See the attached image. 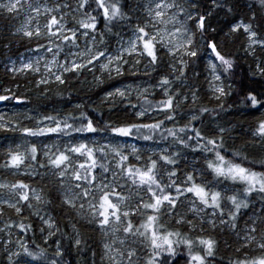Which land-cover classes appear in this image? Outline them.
Returning <instances> with one entry per match:
<instances>
[{
  "label": "snow or ice",
  "instance_id": "obj_1",
  "mask_svg": "<svg viewBox=\"0 0 264 264\" xmlns=\"http://www.w3.org/2000/svg\"><path fill=\"white\" fill-rule=\"evenodd\" d=\"M21 3L22 0H16L15 10H19ZM100 3L103 4V0ZM28 7L29 12L37 14L42 10L45 17L43 30L37 22L34 31L30 27L22 31L23 37L35 40V47L27 49L33 52L34 58L22 57L18 51H12L14 45L7 37L0 43V60L3 61L0 63L3 69L0 77L7 78H0V102H4L8 109H0V160H3L0 164V236L6 241V244H0V248L4 249L9 264H31L23 257L32 255L25 241L31 242L35 236L33 216L46 225V228L39 229L41 232L53 230L48 231L44 239L57 255H70L68 250H61L57 222L47 213L40 215L50 203L48 198L52 190H46L49 184L55 186L61 206L80 210L78 215L83 223L72 225L77 237L73 244L78 251L83 248L84 257H73L72 264H76L78 258L85 259L86 264H97V259L101 264H208L204 255L193 252L194 240L188 230L190 226L204 231L205 221L213 228L217 221L223 225L226 249L238 246L236 259L229 260L228 264H264V255H249L255 250L264 252V172L230 161L220 151L225 145V137H231L232 129L216 124L202 131V121L196 120L190 130L182 127L181 135H178L175 128L166 127L167 123L175 120L176 107V96L167 87L162 96L156 94L158 99L155 104L144 99L139 105L131 103L127 91L131 85L116 87L106 92L105 99L110 105L107 111L97 116L92 112L79 111L83 107L80 104L74 109L33 108L28 95L21 92V83L17 79L20 75L32 76L29 82L46 92L53 85H67L68 76L82 70H97L93 67L95 65L106 73H120V62L125 54L131 56L135 52L156 62L159 58L157 39L162 43L167 40L173 55L182 52V56L196 58L199 52L192 50L191 39L182 46L172 41L171 36L180 34V26L186 22L200 29L208 27L204 0H147L146 4H138L137 7L143 9L148 18L159 21L164 27L157 36L137 24L129 47L114 56L95 47L96 36H92L83 54L77 56L72 52L81 34L72 27L76 21L65 18L66 10L71 9L70 4L62 0H49V3L42 0L40 4H33L30 0ZM124 8L127 9L128 5L125 4ZM102 12L105 18L114 21L123 18L121 7L116 4L111 11L102 7ZM27 21L30 26L35 18L29 16ZM169 24L174 29L171 33L167 27ZM77 27L87 37L89 32L95 33L99 25L95 20L88 23L82 19ZM229 29L246 36L248 48L253 50V54L256 51L264 53V32L253 30L250 21L233 19L229 22ZM108 30L111 31L110 28ZM19 32L18 29L9 35ZM204 47L225 66V70L232 67V60L221 52L216 38L205 42ZM65 48L76 58L69 61ZM13 56L16 58L12 59ZM257 59L260 62L252 65L256 69L253 74L258 73L264 78V56ZM124 63L126 65L127 61ZM179 64L181 72L187 70L188 65L183 59L179 60ZM210 67L215 70L216 65L213 63ZM212 79L221 80V76L213 75ZM159 83L166 86L169 78L162 76ZM260 83L248 81L247 101L254 110L253 115L264 110V85L259 92L252 88ZM211 87L218 94L217 98L226 95L222 83ZM133 90L138 97L147 94V89ZM118 98L121 102L128 98L129 103L118 110ZM183 99L191 102L196 97L193 95L190 100L185 95ZM261 114L264 115V112ZM101 124L106 125L103 131L107 135L100 134L102 129L98 125ZM165 133L178 145H184L186 139L190 140L197 155L200 154L197 149L212 152L214 160H208L207 168L216 178L226 181L224 190L210 187L204 178L197 180L194 174L187 175L182 181L170 179L168 183L173 187L166 188L155 172L158 166L176 165L173 154L161 149L159 153L150 155L149 152H154L152 145L138 146L134 142L138 139L152 141L158 136L163 139ZM249 136L254 139H248ZM238 138L244 141L245 146L253 144L254 149L264 151L262 144L254 143V140L264 142V119H258L254 129H241ZM109 174L113 182L118 176L128 177L132 187L124 192L119 186L105 183ZM167 175L174 178L179 173L169 170ZM9 177L13 179L9 180ZM227 181L232 183L227 184ZM241 187L242 191L239 190ZM141 191L144 195L140 194ZM96 192L100 193L98 197L94 195ZM188 197L194 198L187 201L190 215L180 212L181 202ZM257 199L261 201L259 211L251 207ZM85 202L88 203V212L84 211ZM166 218L183 226V230L170 227L165 222ZM30 229L33 230L31 235ZM14 231L15 240L12 239ZM82 231L87 233V238L81 235ZM97 234L100 240H97ZM195 243L209 257L215 256L218 250L217 241L211 237L197 236ZM253 244L255 250L252 249ZM13 246L22 249L14 253V256L20 257L19 260L8 256ZM178 248L181 249L179 254ZM220 259L223 261L224 257Z\"/></svg>",
  "mask_w": 264,
  "mask_h": 264
},
{
  "label": "clouds",
  "instance_id": "obj_2",
  "mask_svg": "<svg viewBox=\"0 0 264 264\" xmlns=\"http://www.w3.org/2000/svg\"><path fill=\"white\" fill-rule=\"evenodd\" d=\"M15 2L16 0H0V43L7 37L14 45L12 51H18L22 57H33V52L27 49L35 47V40L29 41L23 37L22 31L29 27L34 31L37 22L43 30L45 17L42 10L39 14L29 12L28 5L30 0H22L18 11L14 8ZM41 2L42 0H31L33 4H40ZM62 2L71 5V9L66 10L65 18L69 20L74 19L76 23L72 27L81 34L78 42L72 47V52H75L77 56L84 53V48L90 43L92 36H96V48L107 52L109 56H114L116 53L129 47V40L135 32L137 24L148 29L150 34H156L157 36H159L161 29L164 27L159 21L148 18L144 10L137 7L138 4H146L147 0H103V4L100 3V0H62ZM43 3H49V0H43ZM204 3L207 5L208 27L200 29L198 26L192 27L186 22L185 25H178L180 26V34L171 36L172 41L182 46L186 44L188 39H191L192 50H198L199 52V56L196 58L182 56V52H177L173 55L168 41L165 40L162 43L157 39L159 58L156 62H153L147 56L135 52L131 56L125 54L123 60L120 62L122 69L120 73L116 71L106 73L103 69L99 68V65H95L93 67L97 70H82L74 76H68L69 82L67 85H53L46 92L29 82L33 79L32 76L25 77L24 75H20L17 79L21 83V92L28 95L30 106L33 108L74 109L75 105L80 104L83 107L79 111L92 112L94 115L99 116V113L107 111L110 105V102L105 99L106 92L116 87L127 88L128 85H131L132 87L127 88V91L131 98V103L137 105L144 99L152 100L155 104L158 99L156 94L160 93L162 96L165 87H167L176 96V107L175 120L167 123L166 127L175 128L177 134L181 135L180 129L182 127L190 130L196 120H200L202 121L200 125L202 131H206V127L208 126L215 127L216 124L226 129H232L231 137H225V145L220 151L230 161L241 163L250 169L264 172V151L254 149L253 144L245 146L244 141L238 138L241 129L245 131L254 129L257 120L264 119V115L261 114L264 110L255 112V115H253L254 110L247 101L248 81L255 80L261 82L258 85L252 86L253 90L258 92L261 85H264V78H261L258 73L254 75L253 73L256 72V69L252 67V65L260 62L257 57L264 56V53L256 51L253 54V50L248 48L246 36L243 33L231 32L229 29V22L239 18L245 22L250 21L253 30L264 32V0H204ZM81 4L84 7H78ZM114 4L119 5L123 13V18L115 21L111 18H105L102 12V7H108L111 11ZM125 4L128 5L127 9L124 8ZM216 5L222 6L216 7ZM9 9H13V11L10 12ZM204 10L202 9V11ZM29 16L35 18V22L30 26L27 21ZM253 16L255 17L254 19L252 18ZM82 19L88 23L95 20L99 25L96 32H89L88 36L85 37L83 30L77 27V24ZM105 25H107V28ZM257 25H260V27L258 28ZM167 27L170 33L174 31L171 24ZM109 28L111 31L108 30ZM18 29L20 30L18 34L9 35L10 32H17ZM100 33H104V35L101 36ZM211 38L218 40L221 52L232 60V67L230 69L225 70V66L215 60L213 55L205 49V42ZM64 53L69 61L76 58L69 53L67 48L64 49ZM15 58V56L12 57V59ZM180 59H183L188 65L187 70L184 72L180 70ZM106 60L107 57H105ZM105 61H101V63ZM124 61H127L126 65ZM0 63H3V61L0 60ZM213 63L216 65L215 70L210 67ZM213 75H220L221 80L214 81L212 79ZM162 76L169 78L168 85L163 86L159 83ZM221 83L225 87L226 95L217 98L218 94L211 85L215 84L219 86ZM133 89H147V94L138 97L136 91ZM185 95H188L190 100L194 95L196 99L186 102L183 99ZM127 103H129L128 98H125L122 102L118 98V110L119 107H123ZM79 111H77V115ZM98 126L102 129L100 134L107 135L103 131L106 125L101 124ZM248 139L254 138L249 136ZM134 142L138 146L152 145L154 152H149L150 155L159 153L161 149L173 154L176 165L158 166L155 172L157 178L166 188L173 187V185L168 183V180L176 179L177 181H182L189 174H194L197 180L204 178L212 188L223 191L226 187V181L216 178L211 170L207 168V162L209 159L214 160V154L207 150L197 149L200 152L197 155L193 151L194 145L190 140L186 139L184 145H178L165 133L163 139L158 136L152 141L138 139ZM254 143L264 146V142L259 140H254ZM0 164H3V160H0ZM169 170L177 171L179 175L174 178L168 177ZM8 179L12 180L13 177H9ZM105 183L119 186L124 192L132 187L128 183V177L126 176H118L116 181L113 182L111 174H109ZM231 183V181H227V184ZM33 187H37V185L33 184ZM54 189V185H47L46 190H52V194L48 198L50 203L40 215L43 216L47 213V215L52 216L57 222L59 229L57 236L62 241L61 250H68L70 255H57L52 245L48 243L47 239H44L48 231L53 230L41 232L39 229L46 228V225H43L39 219L33 216L32 219L36 222L35 236H33L31 242L25 241L32 255L23 257L25 261H30L31 264H72L73 257H84L83 248L78 251L73 244L74 239L77 237L74 234L72 225L83 223L81 217L78 215L80 210L61 206L58 193ZM239 190L242 191L243 187ZM90 191L92 190L90 189ZM99 194L98 192L94 193L97 197ZM140 194L144 195L143 191ZM144 198L147 200L146 195ZM192 199L194 198L188 197L181 202L180 212L182 214L190 215V212H188L190 205H188L187 201ZM260 203L261 201L257 199L251 203V207L259 211L258 204ZM196 204L199 206L198 201ZM84 211H89L87 202L84 203ZM245 211L247 212L248 210L245 209ZM165 222L170 227L181 228L183 230V226L173 224L167 218ZM196 223L198 224L199 221H196ZM188 230L194 240L193 252H200L204 255L208 260V264H228L229 260L234 261L236 259L238 255L236 248L238 246L234 245L232 249L224 247L223 236L225 230L223 225H220L218 221L214 228L205 221L204 231H201L199 227L191 228L190 226ZM32 231V229L29 230V235L32 234ZM81 235L87 238L86 232L82 231ZM197 236L211 237L217 241L218 250L215 256L209 257L195 243V237ZM12 239H16L15 231L13 232ZM100 239V235L97 234V240ZM0 244H6L3 236H0ZM252 249L255 250V244L252 245ZM21 251L22 249L13 246L8 251V256H13L14 260H19L20 257L14 256V253ZM177 251L179 254L181 249L178 248ZM242 251L243 249H241ZM252 254L264 255V252L255 250L249 253V255ZM221 256L224 257L223 261L220 259ZM0 264H9L8 257L4 255L3 248H0ZM76 264H86V261L85 259L78 258ZM97 264H101L99 259H97Z\"/></svg>",
  "mask_w": 264,
  "mask_h": 264
},
{
  "label": "rangeland",
  "instance_id": "obj_3",
  "mask_svg": "<svg viewBox=\"0 0 264 264\" xmlns=\"http://www.w3.org/2000/svg\"><path fill=\"white\" fill-rule=\"evenodd\" d=\"M12 103H16V102H12ZM0 109H3L4 111H8V109L5 107L4 102H0Z\"/></svg>",
  "mask_w": 264,
  "mask_h": 264
},
{
  "label": "trees",
  "instance_id": "obj_4",
  "mask_svg": "<svg viewBox=\"0 0 264 264\" xmlns=\"http://www.w3.org/2000/svg\"><path fill=\"white\" fill-rule=\"evenodd\" d=\"M2 71H3V69L2 68H0V73H2ZM0 78H3V79H7L6 77H0Z\"/></svg>",
  "mask_w": 264,
  "mask_h": 264
}]
</instances>
